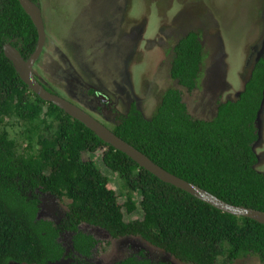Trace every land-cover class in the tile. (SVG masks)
<instances>
[{"label":"trees","instance_id":"16d2710c","mask_svg":"<svg viewBox=\"0 0 264 264\" xmlns=\"http://www.w3.org/2000/svg\"><path fill=\"white\" fill-rule=\"evenodd\" d=\"M29 1L41 7L38 0ZM200 37L189 31L173 48L170 78L188 92L196 89L201 74ZM8 43L25 61L38 44L36 28L17 0H0V264L89 258L96 242L78 230L82 223L100 227L112 238L138 236L185 264H218L219 258L233 264L247 256L264 264V225L223 213L160 181L42 101L4 56ZM263 92L260 57L238 97L220 103L211 121L193 118L181 91L169 89L150 120L134 102L120 123L108 128L165 171L228 204L264 212V174L256 169L253 149ZM97 152L120 180L122 205L93 159ZM48 198L54 204L56 199L70 201L64 218L51 220L45 213ZM138 209L140 219L125 221L124 212ZM55 212L59 217L60 211ZM65 236L70 238L66 249ZM135 258L113 264H151Z\"/></svg>","mask_w":264,"mask_h":264},{"label":"rangeland","instance_id":"374dc122","mask_svg":"<svg viewBox=\"0 0 264 264\" xmlns=\"http://www.w3.org/2000/svg\"><path fill=\"white\" fill-rule=\"evenodd\" d=\"M38 1L46 43L36 66L37 74L107 128L118 124L131 102L150 120L169 89L181 91L193 118L211 121L220 103L238 97L256 60L264 58V0ZM189 31L200 33L204 56L196 90L191 92L171 79L169 71L173 48ZM62 59V68L70 71L65 76L58 69ZM89 89L102 93L109 102L104 104L92 97L87 93ZM256 130V169L264 174V105ZM101 154L95 153L93 159L112 182L110 188L122 205L125 198L120 180L102 165ZM83 159L88 160L89 155H83ZM134 198L138 201L137 195ZM49 201L48 198L44 203ZM51 203L45 212L54 211L56 206L62 215L70 201L56 199L55 204ZM140 218L139 209L131 215L124 212L127 222ZM82 227L98 240L92 257L82 264H113L140 252L167 264H185L139 237L114 240L102 229ZM68 239L65 236L64 243ZM218 264H225L222 258ZM233 264L261 263L257 257L247 256Z\"/></svg>","mask_w":264,"mask_h":264},{"label":"water","instance_id":"95a60500","mask_svg":"<svg viewBox=\"0 0 264 264\" xmlns=\"http://www.w3.org/2000/svg\"><path fill=\"white\" fill-rule=\"evenodd\" d=\"M23 11L29 16L31 22L36 28L38 35V44L35 52L32 56L25 61L19 51L11 46L5 44L2 48L4 56L14 66L16 73L21 81L37 95L42 101L48 102L62 110L72 119L83 124L87 129L92 131L100 140L110 145L114 150L119 151L129 157L140 168L145 169L160 181L169 184L175 188H178L197 200L208 204L209 206L229 215L236 217H243L253 220L261 225H264V212L255 209L245 208L242 206H234L224 202L215 195L208 191L190 183L184 179H181L155 164L142 152L116 136L110 129H108L101 122L92 117L89 113L82 110L71 101L49 92L43 87L35 78L33 73V67L36 61L39 59L43 48L46 43L45 27L42 18V12L37 4L30 2L29 0H17ZM264 105V92L262 98V104L258 113L257 122L262 108ZM256 122V124H257ZM54 203V202H53Z\"/></svg>","mask_w":264,"mask_h":264},{"label":"flooded vegetation","instance_id":"af4514ba","mask_svg":"<svg viewBox=\"0 0 264 264\" xmlns=\"http://www.w3.org/2000/svg\"><path fill=\"white\" fill-rule=\"evenodd\" d=\"M9 44V43H8ZM11 45V44H10ZM44 50H45V46H44V48H43V51H42V53H41V55H40V57L42 56V54H43V52H44ZM173 52H174V49H173ZM40 57H39V59L36 61V63H35V65H34V67H33V73H34V75H35V78H36V80L43 86V87H45V89H49V90H52L53 91V93L54 94H56V95H59L60 94V91L59 90H57V89H55V88H53V87H51V85L50 84H48L46 81H42V79L40 78V76L37 74V70H36V66H37V64H38V62H39V60H40ZM174 57H175V53H174V56H173V58H172V62H173V60H174ZM172 62H171V66H172ZM63 64V59H62V61L60 62V64H59V67L60 68H58V69H60L61 71H62V73L64 74V76L66 75V73L68 72V73H70V71L69 70H67L66 72H65V69H63L64 68V65H62ZM171 66H170V69H171ZM63 67V68H62ZM72 69V68H71ZM170 69H169V71H170ZM73 71V70H72ZM71 74H73V72L71 73ZM48 81V80H47ZM83 90H85V88L83 87ZM194 90H196V89H194ZM193 90V91H194ZM56 92V93H55ZM89 95H92V97L94 96H96L97 98H99V100L101 101V102H103L104 104L105 103H107V102H109V100L107 99V97L105 96V95H103L102 93L100 94L99 92H97L96 90H92V89H89L88 90V92H87ZM59 96H61V94L59 95ZM63 98H65V97H63ZM66 99V98H65ZM68 100V99H67ZM70 101V100H69ZM73 103V102H72ZM132 103H134V102H131V104H130V106H129V108H128V111L123 115H121L120 116V118L121 117H123V116H125L128 112H129V110L131 109V105H132ZM74 104V103H73ZM75 105H77V104H75ZM78 107H80L81 109H82V107L81 106H79V105H77ZM82 110H84V109H82ZM85 112H87V113H89L92 117H94L96 120H98L99 122H101L103 125H105L99 118H97L95 115H93V114H91L90 112H88V111H86V110H84ZM120 121H121V119L119 120V122H118V124L120 123ZM117 124V125H118ZM51 205H53L52 203L50 204L49 203V207L51 206ZM55 208H56V206H53V210L54 211H48V213H47V211L45 212V213H47V215H49L50 216V218H51V220H58V219H62V218H64L65 217V213L68 211L67 209V206H66V211H65V213H63L62 215L61 214H58V216L59 217H57V214H56V212H55ZM67 214V213H66ZM83 225H87V226H89L90 228H96V229H102V228H100V227H95V226H92V225H89V224H85V223H82L81 225H79L78 226V230L81 232V233H83V234H85V236H91L94 240H95V242H96V244L93 246V248L90 250V254H91V257H92V253H93V251H94V249L97 247V245H98V240L93 236V233H90L88 230H83ZM102 230H104V229H102ZM109 235V234H108ZM110 236V235H109ZM111 237V236H110ZM124 237H138V236H132V235H128V236H124ZM124 237H119V238H112V239H114V240H116V239H120V238H124ZM140 238V237H139ZM68 240H70V238L68 239ZM143 240V239H142ZM69 242V241H68ZM68 242H65V243H63V246H64V248L66 249V246H68ZM147 243V242H146ZM147 244H149V243H147ZM150 245V244H149ZM152 246V245H151ZM154 247V246H153ZM155 248V250H157V251H159V252H163L164 254H167V253H165L164 251H162V250H160V249H158V248H156V247H154ZM168 256H170L169 254H167ZM130 256H135L136 258L135 259H137L138 261H145V260H147L148 262H150L151 264H167L166 262H164V261H160V260H155V258L156 257H153V258H150V257H147L144 253H142V252H140V253H137V254H132V255H130ZM130 256H128V257H130ZM91 257H89V258H91ZM171 257V256H170ZM88 257H84V256H81V257H79L78 255H74V257L72 258H69V257H66V258H62V261H61V263H63L64 261L67 263V264H82V262H85L86 260H88L89 259ZM127 258V257H126ZM125 259V258H124ZM174 259V258H173ZM61 260V259H60ZM123 260V259H122ZM175 260V259H174ZM177 261V260H176ZM237 261H239V260H237ZM236 262V261H235ZM234 262V263H235ZM17 264V263H16Z\"/></svg>","mask_w":264,"mask_h":264},{"label":"clouds","instance_id":"9594fccd","mask_svg":"<svg viewBox=\"0 0 264 264\" xmlns=\"http://www.w3.org/2000/svg\"><path fill=\"white\" fill-rule=\"evenodd\" d=\"M40 9H41V7H40ZM42 11V10H41ZM59 96V95H58ZM62 97V96H61ZM105 231V230H104Z\"/></svg>","mask_w":264,"mask_h":264}]
</instances>
